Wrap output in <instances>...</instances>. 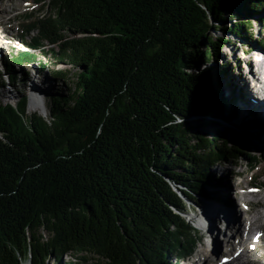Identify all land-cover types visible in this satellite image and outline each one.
Listing matches in <instances>:
<instances>
[{"label":"trees","instance_id":"obj_1","mask_svg":"<svg viewBox=\"0 0 264 264\" xmlns=\"http://www.w3.org/2000/svg\"><path fill=\"white\" fill-rule=\"evenodd\" d=\"M43 4L46 18L25 16L31 51L3 62L4 72L14 83L12 65L35 64L38 51L74 67L75 88H50L46 119L35 111L41 96L29 91L28 108L22 88L0 104V264L186 262L199 239L185 209L205 193L210 168L240 153L210 129L225 119L230 83L222 67H200L221 58L226 36L246 38V18L264 12V0ZM226 15L224 35L208 37ZM206 117L202 137L188 120Z\"/></svg>","mask_w":264,"mask_h":264},{"label":"rangeland","instance_id":"obj_2","mask_svg":"<svg viewBox=\"0 0 264 264\" xmlns=\"http://www.w3.org/2000/svg\"><path fill=\"white\" fill-rule=\"evenodd\" d=\"M38 0H0V5H4V6H10V8L8 9V13L4 14L2 13L0 15V17L4 20L5 24V30L8 32L6 34L7 39L4 40L3 44L0 43V67L2 68V71L4 70L3 67V62H10L11 61V57H13L16 52H21V51H31L27 45L31 43L30 37L34 36L33 34H30L29 36H26L25 33V29L27 28V25L29 24L28 21H26V17L27 13L32 12V14L39 19H43L46 18V14L47 13H41L42 7H44V4L46 1L48 0H44L43 2H36ZM260 15H264V12H260L259 14L256 15H251L250 17L246 18L248 19L249 23H250V27L245 29V35L246 38L250 39V44L247 43L246 38H233L232 36H226V40L227 43L222 46V48H220L219 50V54H223L225 53L227 55L226 59L223 58H219L218 60L215 61H211L209 64L204 65L203 67H200V71L205 70V69H211L213 68V70H215L217 73L218 71V67H222L223 68V73L220 75L221 78H224L226 76V81L230 80L232 83L228 86L227 84H224L223 79H221V84L223 86V95L225 96H230L232 98H239V94H232L231 90H232V85L233 83H237V80L240 79L241 77H249V80L251 78V75L249 73V69L246 68L247 65V59H249V56H251V54H255L256 56H262L260 54V49L264 51V27L261 25V22L259 20V16ZM0 18V19H1ZM230 21H229V17L226 15L225 16V20L221 23V24H215L216 26V30L215 31H209L208 32V37L210 38H216L217 36H222L224 35L222 31V28L224 27H229L230 26ZM2 27H0V36L3 34L1 31L3 29H1ZM4 45V47H3ZM47 47L45 44L42 45L41 49L43 50H47ZM52 48L54 51L56 50L55 47H50ZM206 48L205 45H201L199 47V49H197L198 52H202L204 51V49ZM248 52V53H247ZM32 53H34L35 55L38 56V58L36 59L35 64L33 65H22V66H16V65H12L14 66L15 70L17 74H21L23 75L24 70L29 72V80L28 82L30 83V85H35L33 88H35L36 90L39 91L41 85L40 84H36V82L34 83V78L33 75H30L31 73H37L38 76H41V82L42 85L44 87H41V89L46 93L44 96H46V94L49 92V90L51 89H59V91H63L65 93L71 92L72 89H74V82H75V74L77 73L76 70L74 69V67L69 66V65H65L63 63H60L58 60H56L55 58H53L51 56V54L45 55L42 54L38 51H33ZM248 54V55H247ZM44 70L42 71L40 68ZM57 71L62 72V74L65 75L64 79H59L56 78L54 76V73H56ZM224 75V76H223ZM260 81L262 80V77L259 78ZM264 81V76H263V80ZM45 83V84H44ZM51 88V89H50ZM8 92L10 98H1V96L3 95L2 92ZM0 104H4L5 102H9V103H14L16 102V98H15V93L13 90H11L9 88V86H5L4 88H0ZM36 95V94H35ZM40 94H38L37 96H39ZM42 96L40 97V101L37 102L38 105H42L41 109L43 110V112L45 113V115L43 114L42 111L40 110H35L36 112L40 113L43 115V118L46 119L48 118V114L46 115V112L44 111V106L42 104V102H44V100L41 99ZM240 99V98H239ZM29 101L30 97H29ZM28 101L29 105L30 102ZM228 106V105H226ZM225 106V107H226ZM33 111V110H30ZM222 111V110H221ZM213 120V119H212ZM211 121V118H192L190 120H188V123L190 124V126H192L193 128H195V130L200 134V136L204 137V136H209L211 135V130H209V128L207 126H201L202 123ZM213 122L211 124L212 127H210V129H215V131H221L218 130L219 126L218 124L223 123V121L221 120H217L215 121H211ZM203 125V124H202ZM225 133V135L223 136L225 141L227 142L229 147H238V149L240 150L239 155L237 156V158L235 159H227L225 162H223L222 164L216 166V167H211L210 168V175L209 178L207 180V183L204 185L205 188H203L202 190L206 192V187L207 186H217L221 184V182L224 179L227 180H231L233 182H237L240 183L241 185V191L244 192H248V199L253 201L252 202V206L250 205V207H241L242 209H252L255 212H260L261 214L264 213V206H258L257 202H263L264 205V185H262V183H264V160L261 158V155L259 152H257L258 150L255 147H248L247 145H243V144H238V142H236V140L234 138H232L231 136H229V134H227V132L223 131ZM250 156H254L255 159L257 160V162H254ZM223 177V178H221ZM260 186L263 187V189L260 188ZM215 188V189H216ZM251 190H254L255 192H258L259 194L256 195L257 193H255L254 191L252 192ZM205 194L203 192H201V195H197L194 197V201L195 202H189L186 210V215H185V219L189 222V223H193V221H195V211L192 210L195 205H199L201 206L202 201L204 200V195ZM208 195V194H207ZM233 195V194H232ZM255 195V196H253ZM208 198V196H206ZM212 204V206H221V203H216L212 201L210 202ZM215 204V205H214ZM218 204V205H217ZM254 207V208H253ZM259 216V215H257ZM245 217H249L248 214ZM264 222V221H263ZM245 224V223H244ZM264 225V223H262ZM245 227H247L246 229H248V226L246 225ZM238 228V227H237ZM237 228H231L230 230H232L231 232H237ZM247 232V230H245ZM199 233V232H198ZM197 232H195L197 238L201 235L200 233L198 234ZM237 234V233H236ZM261 237H264V227L263 229H260L259 231L256 232L255 236L254 235H250L249 238L253 239L254 241H257L259 239H261ZM257 239V240H256ZM264 238L261 240V243L259 244V250L256 251V254L252 257L254 259H252V263L253 264H264V262H259L261 260H257V259H262L264 258V243H263ZM262 246V248H260ZM255 246L253 244L248 245L247 248L249 250H253ZM201 248V245L197 246V249H195L196 254H199V249ZM223 255V254H222ZM221 255V256H222ZM86 258L90 259L88 264H92L94 263L95 257L93 255L87 256ZM73 261H75L77 264H83L81 259L76 258L75 256H64L63 259H61L60 261L56 262L53 259H51L48 264H71ZM169 261H171L170 264H176L178 262V258L176 255H174L173 257H170ZM255 262V263H254ZM191 261H187L184 262L183 264H190ZM182 264V263H180Z\"/></svg>","mask_w":264,"mask_h":264},{"label":"bare ground","instance_id":"obj_3","mask_svg":"<svg viewBox=\"0 0 264 264\" xmlns=\"http://www.w3.org/2000/svg\"><path fill=\"white\" fill-rule=\"evenodd\" d=\"M9 8L10 6L0 5V15L2 13H8ZM5 24L6 23H4V20L1 18L0 27L3 29L1 31L3 34L0 36L1 44H3L4 40L7 39L6 34L8 32L5 30ZM258 52H260L262 56L258 57L255 54L249 53L251 56H249V59H247L246 68L258 78L262 77L263 80L264 51L260 49ZM221 58L226 59L227 55L223 53ZM0 70H2L1 67ZM37 76L38 74L35 73L34 77ZM250 80L247 76H240V79L237 80V83H233V85H235L241 93L239 95L240 99L232 98L230 96L228 97L229 105L223 111L225 114V119L221 120L223 123L218 124V130L227 132L229 136L236 140V142H242L249 147H255L258 150L257 152L260 153L261 158L264 160V100L261 99L254 91L255 84L251 83ZM227 82L230 84L232 83L230 80H227ZM262 84L264 85V81H262ZM40 93L41 91L37 90L30 91V94H36V96ZM4 98L10 97L5 94ZM215 188L216 186L206 187L205 195L208 194L209 197L206 198L204 196L200 213L198 216H196L199 218V220L202 218V220H204L202 221L203 224L206 223L207 227L211 229L216 222H221L224 218L226 221H228V225L238 227L237 229L240 235L238 244L241 246V249L233 252L229 251L228 255L231 259L228 264H253L252 259L254 258L252 257L256 254V251L253 252V250H249L250 248L248 249L246 246L252 243L258 246L261 243V240L264 238L261 237V239L257 241L249 238L250 235L255 236L257 231L263 229L264 225L262 223H264V213L261 214L260 212H255L251 208L241 210V207H250L253 201L248 199V192L241 191L243 188L241 189L240 183L224 179L221 184L218 185L216 189ZM255 193H257L256 195L259 194L258 192ZM211 201L212 203L218 202L222 205L214 207L210 203ZM257 205L262 207L264 206L263 202L261 201L257 202ZM245 214L246 216L248 214L249 217H245ZM198 218L195 217L194 219L198 220ZM246 225L248 226V229H246ZM245 230H247V232ZM243 247L246 248L242 249ZM260 248H262V246ZM218 253L220 254L221 252ZM224 256L227 257L226 255ZM257 260H261L263 262L264 258ZM220 264L222 263L220 262Z\"/></svg>","mask_w":264,"mask_h":264},{"label":"water","instance_id":"obj_4","mask_svg":"<svg viewBox=\"0 0 264 264\" xmlns=\"http://www.w3.org/2000/svg\"><path fill=\"white\" fill-rule=\"evenodd\" d=\"M222 163H223V162H221V163H220V162H218V163H217V165H220V164H222Z\"/></svg>","mask_w":264,"mask_h":264}]
</instances>
